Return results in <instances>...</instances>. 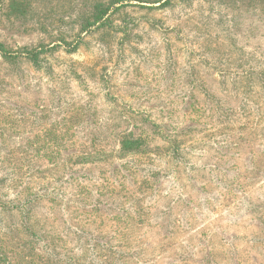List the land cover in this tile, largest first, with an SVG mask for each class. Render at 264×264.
I'll return each instance as SVG.
<instances>
[{
	"label": "rangeland",
	"instance_id": "374dc122",
	"mask_svg": "<svg viewBox=\"0 0 264 264\" xmlns=\"http://www.w3.org/2000/svg\"><path fill=\"white\" fill-rule=\"evenodd\" d=\"M110 1L0 0V264H264V0Z\"/></svg>",
	"mask_w": 264,
	"mask_h": 264
},
{
	"label": "trees",
	"instance_id": "16d2710c",
	"mask_svg": "<svg viewBox=\"0 0 264 264\" xmlns=\"http://www.w3.org/2000/svg\"><path fill=\"white\" fill-rule=\"evenodd\" d=\"M165 2H168V0H166ZM116 3H118V1L111 0L107 5L96 4L95 10L92 16L90 18H86L81 21L79 31L83 32V31L90 29L94 25L100 26V25H105L106 23H109L108 18H104V17L108 13L110 7L112 5H115ZM77 37H79V35H77ZM28 49L29 48H25V50H22L21 54H24L27 59H29L34 64H36L38 61V53L42 51V48L35 47L31 50H28ZM0 52H1V55L6 59H10L13 57L15 58L16 56V55L13 56L10 52H8V50H6V48L4 47L2 43H0ZM147 147L148 146L143 139L138 138V137L134 138L130 133H128V134L121 136L120 139L118 140L117 156L124 157L127 155H132V154H135V153H138L144 150ZM88 153L85 154L86 156H83L79 160L77 159L73 161V164L91 161L93 158L92 157L93 155H91L90 153L88 154ZM102 256L103 255H96L94 256V258L100 259Z\"/></svg>",
	"mask_w": 264,
	"mask_h": 264
}]
</instances>
